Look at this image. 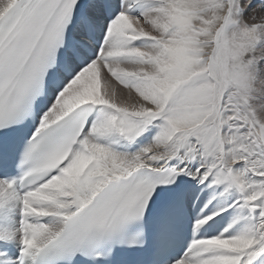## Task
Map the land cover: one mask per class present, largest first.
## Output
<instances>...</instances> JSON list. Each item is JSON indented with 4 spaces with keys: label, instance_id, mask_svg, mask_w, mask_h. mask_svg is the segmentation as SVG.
<instances>
[{
    "label": "snow or ice",
    "instance_id": "snow-or-ice-1",
    "mask_svg": "<svg viewBox=\"0 0 264 264\" xmlns=\"http://www.w3.org/2000/svg\"><path fill=\"white\" fill-rule=\"evenodd\" d=\"M0 264H264V0H0Z\"/></svg>",
    "mask_w": 264,
    "mask_h": 264
}]
</instances>
